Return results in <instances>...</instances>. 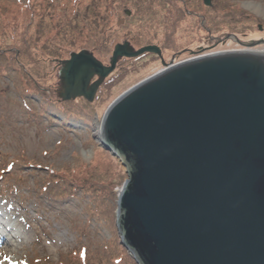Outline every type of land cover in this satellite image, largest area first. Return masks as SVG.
<instances>
[{
	"label": "rangeland",
	"instance_id": "374dc122",
	"mask_svg": "<svg viewBox=\"0 0 264 264\" xmlns=\"http://www.w3.org/2000/svg\"><path fill=\"white\" fill-rule=\"evenodd\" d=\"M17 2L28 9L15 6ZM176 3L173 17L180 24L167 37L160 30L156 38L158 27L128 23L120 28L125 14L117 12V6L110 12L106 0H0V15L10 16L14 8L27 14L18 19L15 32L7 33L9 41L0 39V212H7L5 200L14 212L25 210L28 225L12 218L19 228L0 264L37 259L43 263V258L57 264L67 252L84 246L77 239L86 243L87 238L93 262L106 258L110 264H136L116 228V201L126 174L119 160L100 145L96 125L112 102L142 77L215 48H264L237 41L264 39V17L244 7L264 11V0H210L209 6L204 0ZM168 38V45L161 47ZM124 42L134 51L159 47L164 66L149 53L125 58L105 78L92 103L83 98L61 103L56 93L58 70L71 53L86 50L109 66L114 46ZM30 77L41 88H50V98L27 89ZM96 80L95 76L91 83ZM74 180H83V188L73 185ZM53 185L64 188V195H51ZM95 211L98 214L90 220ZM81 226L91 231L81 228L79 233Z\"/></svg>",
	"mask_w": 264,
	"mask_h": 264
},
{
	"label": "water",
	"instance_id": "95a60500",
	"mask_svg": "<svg viewBox=\"0 0 264 264\" xmlns=\"http://www.w3.org/2000/svg\"><path fill=\"white\" fill-rule=\"evenodd\" d=\"M147 53L164 66L155 45L116 44L109 66L71 53L58 99L92 103L119 59ZM187 60L142 77L100 123V145L126 174L120 243L137 264H264V48Z\"/></svg>",
	"mask_w": 264,
	"mask_h": 264
},
{
	"label": "trees",
	"instance_id": "16d2710c",
	"mask_svg": "<svg viewBox=\"0 0 264 264\" xmlns=\"http://www.w3.org/2000/svg\"><path fill=\"white\" fill-rule=\"evenodd\" d=\"M109 5V10L111 12V9H114V6H117L118 9H116L117 12H122L125 15L123 16V18H120V21L118 22L119 27L122 28L123 24H135L138 27H146V26H154V27H158V29L156 30V32H154L155 37H158V32L160 30H162V32L165 33L164 36H168V34H170V32H172L173 30H175V28L177 27L179 21H177L173 16H174V12L175 10H172V6L176 5V0H106ZM178 1V0H177ZM17 7H19L20 9H24L27 8V6L20 4L19 2H17V5H15ZM14 6V7H15ZM15 10L12 12V15H0V39H4L7 40L8 39V32L12 31L15 32L17 30V24L18 23V19H21L22 16L27 15L25 13H21L19 14L17 9L14 8ZM28 9V8H27ZM176 12H179L176 11ZM28 13V12H27ZM173 17V18H172ZM259 31L262 28L261 25H259ZM113 28L110 27L109 30H111ZM262 30V29H261ZM161 33V32H160ZM234 36V35H233ZM235 37V36H234ZM170 38L163 40L160 42V44L162 45L161 47L167 46L168 42H169ZM9 41V40H7ZM155 41V40H152ZM149 43H155V42H151L148 41ZM10 49V48H9ZM7 49V50H9ZM148 54V53H147ZM147 54H145V56H147ZM143 57V56H142ZM18 58H13L12 60H16ZM155 59H157V57H155ZM11 60V61H12ZM123 59H119L118 62H120ZM35 79V78H34ZM30 86L27 87V89H30L32 91H37L41 94L46 93L47 98L49 97V93H50V88H41V86L39 85L38 82H36V79L33 80V78L30 77V79H27ZM105 82V79L103 81V83ZM62 103V102H61ZM97 163V160H95ZM99 163V161H98ZM109 165H111V160L109 161ZM84 169L86 171H89L91 168H85ZM77 176V175H75ZM3 180L2 177L0 178V181ZM83 180H74V182H72L73 185H76V187H81V184ZM84 184V182H83ZM65 187V186H64ZM3 191V189H2ZM0 190V193L2 192ZM52 194H55V192L60 193L62 196L65 193V189L60 188L58 186L53 185V187H51L50 191ZM70 195V194H68ZM88 214V213H87ZM98 212H92L89 214V217L91 218L90 220L93 219V217L95 215H97ZM89 224V225H88ZM87 225L90 226V222ZM85 226V225H84ZM87 227H77V231L79 233H82V231L84 229H87L88 231H91L88 229ZM83 230H82V229ZM96 232V231H95ZM79 245H84L83 247H77V249H73L69 252L66 253V255L61 256L57 262V264H110L109 262H106L107 259L105 258L103 259H99L96 258L95 262L92 261V259L94 258L95 255H93V251L90 249L89 245L91 243V240L89 238H87V242L86 243H81L80 239L78 240ZM92 241V245H93ZM95 250V249H94ZM44 262L41 263V260L37 259V260H33V261H29V263L27 264H50L48 262L47 258H43ZM137 264V263H136Z\"/></svg>",
	"mask_w": 264,
	"mask_h": 264
},
{
	"label": "bare ground",
	"instance_id": "6f19581e",
	"mask_svg": "<svg viewBox=\"0 0 264 264\" xmlns=\"http://www.w3.org/2000/svg\"><path fill=\"white\" fill-rule=\"evenodd\" d=\"M244 7L246 10L247 9L250 10L252 13H254L258 17L260 15L264 17V11H258V9L248 6V5ZM96 127H97V131L95 135H97V137L99 138L102 126L101 124H97ZM2 202H4V205H5V207H3L4 210H7V212H5L6 214L0 212V257L2 256L4 258L6 257L5 250L7 251L9 246H12V243L15 240V238L12 237L11 235L14 232H16V229L19 228V225H21V223L27 225V222L24 218L25 217L24 209H22V212H17V211L14 212L10 203L6 202L5 200ZM14 217L18 218L19 220L18 226H17V222L12 220V218Z\"/></svg>",
	"mask_w": 264,
	"mask_h": 264
},
{
	"label": "built area",
	"instance_id": "2783aa9c",
	"mask_svg": "<svg viewBox=\"0 0 264 264\" xmlns=\"http://www.w3.org/2000/svg\"><path fill=\"white\" fill-rule=\"evenodd\" d=\"M170 67H171V65H170Z\"/></svg>",
	"mask_w": 264,
	"mask_h": 264
}]
</instances>
